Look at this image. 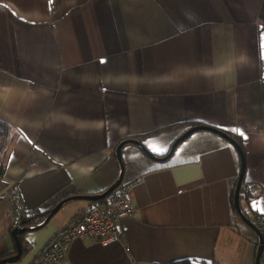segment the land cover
Returning <instances> with one entry per match:
<instances>
[{
	"label": "crops",
	"instance_id": "1",
	"mask_svg": "<svg viewBox=\"0 0 264 264\" xmlns=\"http://www.w3.org/2000/svg\"><path fill=\"white\" fill-rule=\"evenodd\" d=\"M262 37L264 0H0V118L10 125L0 257L15 250L9 195L30 214L101 193L120 173L121 141L140 138L159 158L191 124L240 138L258 194L240 206L256 214L249 221L264 217ZM120 154L133 209L122 239L76 240L62 264H255L257 237L230 198L240 157L225 138L196 131L165 160L135 144ZM90 203L69 201L27 232L16 264H33Z\"/></svg>",
	"mask_w": 264,
	"mask_h": 264
},
{
	"label": "built area",
	"instance_id": "2",
	"mask_svg": "<svg viewBox=\"0 0 264 264\" xmlns=\"http://www.w3.org/2000/svg\"><path fill=\"white\" fill-rule=\"evenodd\" d=\"M12 197L9 195V199ZM131 203V191L118 187L102 204H91L61 235L51 240L33 264H62L69 246L76 240L90 239L102 247L119 242L122 239L120 224L133 213ZM11 212L12 228H19L21 214L18 208L11 207ZM251 222L263 239L259 264H264V217L254 216Z\"/></svg>",
	"mask_w": 264,
	"mask_h": 264
},
{
	"label": "water",
	"instance_id": "3",
	"mask_svg": "<svg viewBox=\"0 0 264 264\" xmlns=\"http://www.w3.org/2000/svg\"><path fill=\"white\" fill-rule=\"evenodd\" d=\"M200 130H207V131H211L223 138H225L231 145H233V147L236 149V151L239 154L240 157V171H239V175H238V180L236 183V187L234 190V195H233V204L234 207L236 209L237 214L239 215V217L241 218V220L255 233L256 237H257V246H256V258H255V264H259V256L262 250V244H263V239L261 234L259 233L258 229L256 228L255 225H253V223L251 221H249L245 216H243L242 212H241V207L239 204V191H240V186H241V181H242V177L244 174V170H245V157L240 149V147L237 145V143L230 137L228 136L226 133L217 130V129H213L211 127H207V126H195V127H191L189 129H187L182 135H180L171 145V149H170V153H168V155L164 158H157L156 156L148 153L145 149L143 150L151 159L153 160H165L166 158H168L172 151L174 150V148L182 141L184 140L186 137H188L190 134L196 132V131H200ZM126 144H135V145H139V142L137 140H124L121 141L115 150V154L118 160V164H119V169H120V173L118 175V178L116 179V181L108 188L106 189L104 192L95 194V195H83V194H78L75 196H71V197H67L61 201H59L49 212L48 216L45 218V220L32 228H14L11 231V236L12 239L14 241L15 244V254L11 255L7 258H4L2 260H0V264H16L17 262H19V260L21 259L22 256V249H21V245L20 242L17 239V235L21 234V233H27V232H31V231H36V230H40L41 228H43L49 221L50 219L56 214V212L63 206V204L69 202V201H73V200H82V201H86V202H97V201H101L104 200L110 193H112L114 190H116L118 187H120L121 183H122V179H123V162L121 159V149L124 145Z\"/></svg>",
	"mask_w": 264,
	"mask_h": 264
},
{
	"label": "trees",
	"instance_id": "4",
	"mask_svg": "<svg viewBox=\"0 0 264 264\" xmlns=\"http://www.w3.org/2000/svg\"><path fill=\"white\" fill-rule=\"evenodd\" d=\"M189 126L191 128V127L201 126V125L191 124ZM168 129H170V128L162 129L160 131L161 132L162 131H167ZM157 132L158 131H156L154 133H150V135L151 134H155ZM9 133H10V125H9V123L6 120L0 118V191L3 190L5 188V186H6L3 183L2 179H3L4 172H5L4 157H5L6 148H7V144H8V140H9ZM227 135L230 136L237 143V145L240 147V149H241V151L243 153V149H242L240 138L237 137L236 135L234 136V135H231V134H228V133H227ZM126 140H130V139H126ZM133 140H137L139 142V145H140L141 149L144 150V147L140 143V141H141L140 138H133ZM170 149H171V145H170L169 149L167 150V152L165 154H163L161 156H158L159 159L166 157L168 155V153H170ZM243 155H244V153H243ZM237 180H238V177H237V179L235 181V184H234V186L232 188L231 197H230L231 198V203H232V208H233L234 212H236V209H235L234 204H233V195H234V190H235V187H236ZM248 187L249 186H248V184L245 181V170H244V174H243L242 181H241V186H240V191H239V204H240L241 196L243 197V199L246 202L250 201L251 199H255L258 196V194H255V193L251 194L249 192ZM104 191H102V192H104ZM104 200L90 203V205L91 204H102L104 202ZM10 206L11 207H17L19 212H20V214H21L20 224H19L20 228H32V227H35V226L41 224L45 220V218L48 216L50 210L55 205H53L52 207H50L49 209H46V210L36 211V212L30 213V214H24L22 209H21V206H20V199L17 196H13L10 199ZM241 212H242L243 216H245L248 220H250V217L252 215H256L254 213L250 215V213H248V211L246 209L242 208V207H241ZM26 234L27 233H21V234L17 235V239L20 242L21 249H22L21 258L24 257L27 254V252L29 251V247L24 242V236ZM14 254H15V250L12 251L11 253L7 254V255H4V256L0 257V260H2L4 258H7V257H9L11 255H14ZM170 264H206V263H204V262H199L198 263V262H194V261H190V260H179V261L172 262ZM212 264H217V263H212Z\"/></svg>",
	"mask_w": 264,
	"mask_h": 264
},
{
	"label": "snow or ice",
	"instance_id": "5",
	"mask_svg": "<svg viewBox=\"0 0 264 264\" xmlns=\"http://www.w3.org/2000/svg\"><path fill=\"white\" fill-rule=\"evenodd\" d=\"M262 41H264V37H262ZM261 47H262V49H264V42H262ZM231 131L237 133L238 135H240L244 139H247L248 138L247 135L244 133V131L241 130V129L234 128Z\"/></svg>",
	"mask_w": 264,
	"mask_h": 264
}]
</instances>
